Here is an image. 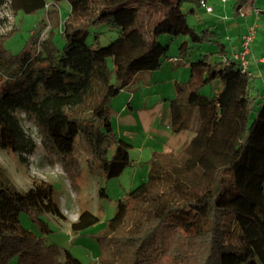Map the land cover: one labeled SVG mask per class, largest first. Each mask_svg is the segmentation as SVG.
Masks as SVG:
<instances>
[{"label":"trees","instance_id":"trees-1","mask_svg":"<svg viewBox=\"0 0 264 264\" xmlns=\"http://www.w3.org/2000/svg\"><path fill=\"white\" fill-rule=\"evenodd\" d=\"M60 1L68 6L66 17L49 25L34 52L11 53L3 42L14 30L0 35V148L22 160L35 150L23 126L26 119L43 148L70 167L76 164L74 140L81 132L90 148L89 167L116 177L130 163V143L112 126V99L138 73L160 67L168 48L161 35L212 42L213 52L189 64L187 109L175 82L172 131L191 126V120L197 125L180 163L169 164L170 152L153 153L147 179L118 202L105 230L94 235L100 253L93 264H162L164 258L177 264H264V226L256 234L249 229L257 220L264 225V169H257L264 156V94L259 100L255 74L242 68L212 26L198 32L188 23L183 3L206 1L0 0V5L13 13L44 8L49 13ZM248 1L236 0L233 9L241 13ZM151 12L157 15L147 29L144 15ZM102 24L117 36L99 46L96 29ZM187 50L188 43H182L181 53ZM215 81L222 86L219 93H199ZM100 195H106L103 189ZM131 208L138 215L125 230ZM22 212L42 229L41 213L64 216L50 183H33L21 193L0 181V264L11 259L29 264L38 255L36 239L20 224ZM97 222V216L82 211L71 228L80 231ZM65 264L83 263L66 251Z\"/></svg>","mask_w":264,"mask_h":264},{"label":"rangeland","instance_id":"rangeland-1","mask_svg":"<svg viewBox=\"0 0 264 264\" xmlns=\"http://www.w3.org/2000/svg\"><path fill=\"white\" fill-rule=\"evenodd\" d=\"M208 1L211 6L216 5L213 16L206 11V5L195 1L183 3L182 10L187 16L188 23L198 32L212 26L228 47L230 42L227 35L229 34L231 38L238 36L239 30L244 27V16L242 13L234 15V0H227L224 3L222 0ZM257 1L255 0L254 4ZM221 5L225 8H221ZM255 5L264 11V0H259ZM48 9L49 13L45 8L30 14L21 11L13 13L5 3L1 4L0 35L14 30L5 39L3 46L11 53H19L22 50L34 52L38 40L46 35L49 29L47 26H52L55 21H62L69 10L64 1H60L58 6L52 4ZM191 10H194L195 14ZM156 15L157 13L153 12L144 15L147 29ZM237 18L241 23L239 27L226 26L235 22ZM96 31L100 32L99 46L107 45L117 36L116 31L105 24L100 25ZM260 37L259 34L258 38ZM159 41L168 46L161 58L160 67L138 73L130 85L119 92L111 102L112 126L120 138L130 143V163L120 175L108 179L97 166L89 167L90 148L81 132L74 140L76 164L65 167L63 160H59L43 148L35 125L26 119L23 120V126L35 140V150L25 155V160H22L18 153L0 148V181L13 186L21 193L26 192L33 183L42 181L50 183L53 187V199L64 215L61 218L50 213H41L39 218L46 224V229H42L27 212L20 214L21 226L29 230L37 241L34 250L38 255L35 254L29 264H65L66 251L83 264L96 263L100 245L94 235L105 230L108 221L117 210L118 202L147 179L153 153L170 152V156L167 157L169 164L180 163L181 151L195 135L197 125L191 120V126L178 133L172 131L169 117L170 102L177 98L178 94L175 82L182 87L179 100L185 109L189 92L187 83L191 75L189 64L201 60L206 53L213 52L216 46L212 42L193 43L185 35L163 34ZM184 42L188 43V50L181 53L180 45ZM253 80L258 89L259 100H262L264 78L255 75ZM221 88L220 82L215 81L200 87L199 93L215 96ZM185 112L183 120L187 123L188 115ZM257 169H264V156ZM101 189L105 191V196L100 195ZM128 207L134 209L136 205L128 203ZM133 209L131 208L128 218L122 225L125 230L138 215L132 212ZM82 211H89L97 216L98 222L80 231H73L71 224ZM263 226L257 220L249 229L256 234ZM15 263L16 259H11L10 264ZM162 264L177 263L164 258Z\"/></svg>","mask_w":264,"mask_h":264},{"label":"crops","instance_id":"crops-1","mask_svg":"<svg viewBox=\"0 0 264 264\" xmlns=\"http://www.w3.org/2000/svg\"><path fill=\"white\" fill-rule=\"evenodd\" d=\"M206 1V5L212 7V11L209 13L210 15H214L216 5L213 7L211 6L210 2L208 0ZM222 1L223 3L226 2ZM255 0L248 1L245 5L242 6V14L244 16L245 21H243V28L239 30V34L236 38H231L229 34L227 35L228 41L230 42L227 49L230 51V54L233 55L234 53H237L240 49V39L241 36L246 32L249 25L256 23L257 24V32L255 40L251 47V54L248 57L249 60V70L254 73L255 75H260L262 78H264V62L261 61L262 58H264V11L262 10L260 13H256L254 11L256 7L255 4L258 3L255 2ZM236 0H234L235 4ZM250 5V6H249ZM221 8H225L224 5H221ZM248 9V10H247ZM234 10V9H233ZM235 11V10H234ZM240 13L234 12V15H238ZM219 16V14H217ZM229 18V16H227ZM226 17V18H227ZM227 18V19H228ZM241 18V17H239ZM240 20L237 18L235 19V22L228 23L227 27H233V26H240ZM259 34L261 35L260 38H258ZM226 45V44H225ZM137 76V75H136Z\"/></svg>","mask_w":264,"mask_h":264},{"label":"built area","instance_id":"built-area-1","mask_svg":"<svg viewBox=\"0 0 264 264\" xmlns=\"http://www.w3.org/2000/svg\"><path fill=\"white\" fill-rule=\"evenodd\" d=\"M222 1H225V0H222ZM202 5H206V3L202 2ZM206 11L211 12L212 7L206 5ZM254 11L256 13H260L262 10L260 8H255ZM47 27L49 28V26H47ZM256 27H257L256 23H253V24L248 26L246 32L241 36L239 51L237 53L233 54V57L240 62L241 66L244 70L249 68L248 57L251 54V47H252V44H253L255 37H256ZM47 31H48V29H47ZM46 34H47V32H46ZM45 37H46V35H45ZM261 61L264 62V58H262Z\"/></svg>","mask_w":264,"mask_h":264}]
</instances>
